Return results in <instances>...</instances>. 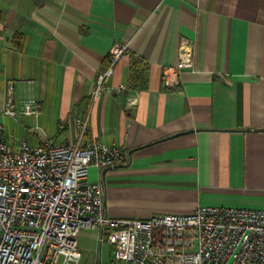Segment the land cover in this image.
Segmentation results:
<instances>
[{
    "label": "crops",
    "instance_id": "0c3cea01",
    "mask_svg": "<svg viewBox=\"0 0 264 264\" xmlns=\"http://www.w3.org/2000/svg\"><path fill=\"white\" fill-rule=\"evenodd\" d=\"M0 9V138L72 142L88 118L84 143L126 150L124 162L89 174L112 217L264 208V0H0ZM183 39L194 66L168 86ZM117 41L128 50L94 98ZM10 82L17 102L42 103L37 115L3 112Z\"/></svg>",
    "mask_w": 264,
    "mask_h": 264
},
{
    "label": "built area",
    "instance_id": "2783aa9c",
    "mask_svg": "<svg viewBox=\"0 0 264 264\" xmlns=\"http://www.w3.org/2000/svg\"><path fill=\"white\" fill-rule=\"evenodd\" d=\"M127 50L126 43L112 45L94 98ZM193 66L194 44L183 39L179 60L166 68L164 83L175 87L178 73ZM14 91L10 82L5 114L41 111L37 98L17 102ZM77 126L78 139L72 142L45 139L33 145L20 140L13 147L2 133L0 264H80L82 229H101V238L105 235L112 245L113 259L123 264H264V208L202 205L188 213L148 218L109 216L103 185L90 180V170L124 162L126 150L100 141L84 143L88 118L78 120Z\"/></svg>",
    "mask_w": 264,
    "mask_h": 264
},
{
    "label": "rangeland",
    "instance_id": "374dc122",
    "mask_svg": "<svg viewBox=\"0 0 264 264\" xmlns=\"http://www.w3.org/2000/svg\"><path fill=\"white\" fill-rule=\"evenodd\" d=\"M82 259L80 264H96L100 249V264H111L113 261L112 245L104 235L100 239L99 229H82L78 234Z\"/></svg>",
    "mask_w": 264,
    "mask_h": 264
},
{
    "label": "trees",
    "instance_id": "16d2710c",
    "mask_svg": "<svg viewBox=\"0 0 264 264\" xmlns=\"http://www.w3.org/2000/svg\"><path fill=\"white\" fill-rule=\"evenodd\" d=\"M2 18V11H1V9H0V19ZM111 264H123L122 262H120V261H116V260H114L113 259V261L111 262Z\"/></svg>",
    "mask_w": 264,
    "mask_h": 264
},
{
    "label": "water",
    "instance_id": "95a60500",
    "mask_svg": "<svg viewBox=\"0 0 264 264\" xmlns=\"http://www.w3.org/2000/svg\"><path fill=\"white\" fill-rule=\"evenodd\" d=\"M99 232H100V239H101L102 230L100 229ZM99 261H100V249L98 250V256H97V263L96 264H100Z\"/></svg>",
    "mask_w": 264,
    "mask_h": 264
}]
</instances>
